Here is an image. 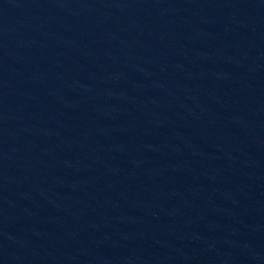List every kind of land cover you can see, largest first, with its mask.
<instances>
[{
    "label": "water",
    "instance_id": "water-1",
    "mask_svg": "<svg viewBox=\"0 0 264 264\" xmlns=\"http://www.w3.org/2000/svg\"><path fill=\"white\" fill-rule=\"evenodd\" d=\"M0 264H264V0H0Z\"/></svg>",
    "mask_w": 264,
    "mask_h": 264
}]
</instances>
